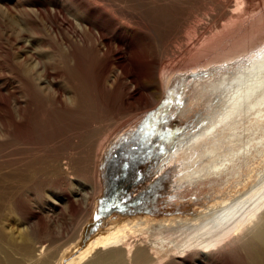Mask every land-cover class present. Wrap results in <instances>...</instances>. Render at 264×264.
<instances>
[{"label":"rangeland","instance_id":"1","mask_svg":"<svg viewBox=\"0 0 264 264\" xmlns=\"http://www.w3.org/2000/svg\"><path fill=\"white\" fill-rule=\"evenodd\" d=\"M36 2L48 8H51L49 2L58 4L65 19L71 18L72 10L76 14L80 9L86 17L73 19L82 23L85 19L96 23L94 26L105 24L106 33L120 30L125 33V44L139 40L146 57L142 59L141 55V61L158 59L171 68L205 57L208 66L203 63L187 71L180 68L169 71L172 73L165 96L161 101L154 97L152 100L157 103L151 101L149 105L146 99H127L124 92L128 94L134 89L128 79L122 82L123 91L106 83L105 73L99 72L102 63L78 50L77 67L61 72L57 78L72 87L74 95L57 102L52 93H41L37 86L43 84L40 80L44 54H52L61 35L67 37V29L56 24L50 33L48 14L36 8ZM221 4L222 0H79V4L71 0H0V133H3L0 134V168H33L38 172L36 180L18 195L17 209L21 216L8 206L0 208V264L17 261L52 264V254L66 240L60 235L66 225L87 221L89 230L106 221V215L114 219L118 212L164 217L191 212L221 191L225 195L253 168L257 169L258 154L240 158L230 170L214 174L218 155L205 151L194 155L186 150L191 145V141L185 142L186 138L196 135L198 130L206 134L202 127L211 111L222 108V97L213 96L208 85L217 83L222 76L233 78L250 65L246 57L222 65L207 63L214 60L212 52L224 45L222 36L240 22L239 18L227 22ZM250 11V15L258 17L249 22L246 33L240 32L241 38L233 41L239 44L230 49L238 46L247 49L246 45L252 41L250 44L256 46V38L264 36V0H254ZM57 18L66 22L59 13ZM132 56L138 61L139 58ZM128 66L134 70V66ZM137 75L142 78L141 73ZM59 84L44 82L51 90ZM145 112L146 116L139 122L143 121L140 131L121 147L131 150L130 147L137 149L141 145V155L126 152L129 159L126 165L119 166L118 159L123 160L116 155L119 145L127 135L135 133L139 124L132 132L127 129L137 115ZM156 115L159 122L155 123ZM166 125L168 131L162 135ZM118 129L122 134L115 144L120 134ZM170 137L172 151L168 152L166 145ZM106 144L114 145L109 152H105ZM167 157L177 162L178 169L170 163L164 173L167 179L150 183L161 174L160 166ZM127 176L130 180L125 187L121 182L125 184ZM140 195L135 201L125 199ZM112 197L114 205L108 206L106 202ZM156 197L157 201L153 200ZM68 202H74L76 212L72 216ZM53 205H58L60 211L50 213ZM40 240L58 243L52 244L45 254L42 252V262H35L33 246Z\"/></svg>","mask_w":264,"mask_h":264},{"label":"bare ground","instance_id":"2","mask_svg":"<svg viewBox=\"0 0 264 264\" xmlns=\"http://www.w3.org/2000/svg\"><path fill=\"white\" fill-rule=\"evenodd\" d=\"M71 1L79 4V0ZM253 2L254 0H222L221 7L226 12V21L239 18L240 25L237 22V28L231 26L233 30L230 28L231 30L226 32L227 35L222 36L224 45L212 52L211 57L214 60L207 63L222 65L246 57L250 60V65L233 78L231 75L222 76L217 83L208 85L212 89L211 94L222 97L221 101L225 105L222 104L219 110L216 108L211 111L212 115L202 127L206 134L198 130L196 135L189 136L185 142L188 144L191 141L190 148L186 150L194 155L203 154V151L218 155L214 163V174H222L230 170L240 158L246 159L256 154L260 157V160H256L257 169L253 168L244 180L238 181L225 195H221V191L216 199L210 198L209 201L198 203L199 207L191 212L165 217L158 216L159 214L153 216L143 213H117L114 219L106 215V221L102 220L98 226L89 230L86 228L89 224L87 221L76 226L66 225L60 232L61 237L66 240L52 254V264H264V36L256 38V46L250 44L254 42L252 41L250 45L243 43L248 46L247 49L240 46L230 49L241 38L240 32L246 33L250 27L249 22L258 17L257 14L250 15ZM49 4L51 8L36 2L35 7L44 9L48 14L50 21L47 25L50 33L58 24L60 27H66L67 37L61 35L59 43L53 47L52 54H44L40 80L43 84L37 88L41 93H52L57 102H61L66 96L69 98L71 94L74 95L72 87L57 78L61 72H70L77 67L78 50L90 54L93 59L102 63L99 72L105 73L106 83L123 91L122 82L128 79L134 89H129L128 94L124 92L127 99H146L149 105L151 101L157 103L152 100L154 97L161 101L165 96L164 91L170 81L169 74L172 73L169 71L177 68L187 71L188 68L201 66L199 64L206 65L205 57L182 62L171 68L158 59L141 61V55L144 56L142 59L146 57L140 50L139 40L132 39L130 44H125V33L119 29L118 32L113 30L114 33H106L108 27H105V24L94 26L96 23L85 22V19L84 23L73 19L86 17L85 12L80 9L76 14L72 10L71 18L65 19L61 6L51 2ZM57 13L61 14L66 22L58 19ZM234 40L236 41L233 42ZM132 55L139 58L138 61ZM128 64L134 66V70L138 72L129 69ZM138 73H141L142 78L139 79ZM44 82L61 84L51 90L44 86ZM146 113L137 115L136 121H133L127 130H135ZM0 134L2 136L3 133ZM121 134H117L115 142L113 141L115 144L120 140ZM111 145H107L105 152H109L114 146ZM37 175V169L33 168L1 167L0 208L2 205L8 206L21 216L17 209L18 195L23 188L36 180ZM73 205L74 202H68L71 216L75 211ZM57 211H60L58 205H53L49 210L50 213ZM23 220L28 221L27 218ZM54 240L53 243L49 240L37 241L33 246L35 262H40V255L44 251H50L52 244L58 243ZM41 264H44V261Z\"/></svg>","mask_w":264,"mask_h":264},{"label":"flooded vegetation","instance_id":"3","mask_svg":"<svg viewBox=\"0 0 264 264\" xmlns=\"http://www.w3.org/2000/svg\"><path fill=\"white\" fill-rule=\"evenodd\" d=\"M178 133H176L174 136H176ZM162 135H164V134H162ZM162 135H158V136H162ZM174 136H172V137H174ZM172 137H170L169 139H167V145H166V147L168 148V152H171L172 150H171V140H173L172 139ZM171 139V140H170ZM181 141V140H180ZM129 141H123V143L122 144H120L119 145V148H118V150H117V153H119L118 151H120V150H123L120 154H117L116 153V155H120V156H122L123 157V160H121V159H118V161L117 162H119L120 163V165L119 166H122V165H126V163H127V161H128V159L129 158H126V155L127 154H129V153H135V154H138V157L141 155V151L143 150V148H142V150H141V145L136 149L135 147H130V148H132L131 150H127V149H121V147H123L124 145H126L127 143H128ZM142 147H145V145H142ZM126 152H128L127 154H125ZM168 152H167V154H168ZM169 158H166L163 162H164V165H161L160 166V169H159V172L162 174H164L165 173V171H166V169H168L169 168V164L170 163H174L175 164V167L177 168V162L176 161H174V160H172V161H169L168 160ZM145 162H146V159L144 160ZM168 161V162H167ZM141 162H143V160L141 161ZM178 169V168H177ZM138 170H139V168H138ZM130 179H129V177L127 176V178H126V181H125V184H124V182H121V185L123 186H125V187H127V184H128V181H129ZM162 180V178L161 179H159L157 182H159V181H161ZM142 195V194H141ZM141 195L139 196V197H137L136 196V198H140L141 197ZM157 198L158 197H156V198H153V200H156L157 201ZM149 200V199H148ZM155 202V201H154ZM117 209V208H116ZM118 213H120V212H118ZM121 214H127V213H121ZM108 216H110V215H108Z\"/></svg>","mask_w":264,"mask_h":264},{"label":"water","instance_id":"4","mask_svg":"<svg viewBox=\"0 0 264 264\" xmlns=\"http://www.w3.org/2000/svg\"><path fill=\"white\" fill-rule=\"evenodd\" d=\"M168 95V94H167ZM151 116V115H150ZM150 116H148V118L147 119H149L150 118ZM154 117V120H155V123L156 122H159V118L156 120V118H157V115L156 116H153ZM143 122V121H142ZM142 122L139 124V126L136 128V131H134L133 133L134 134H132V135H127L126 136V138H125V140L124 141H130V140H132L133 139V137L140 131V129H141V127H142ZM155 123H154V125H155ZM154 125H152V127H156V125L154 126ZM167 131H168V128H167V125H166V128H165V130L162 132V134H164V135H166V133H167ZM167 174V173H166ZM160 178H163V179H167L166 178V176L162 173V174H158L154 179H152L151 180V182L150 183H152L153 181H156L157 179H160ZM125 199L126 200H129V201H131L130 199H133L132 201H135V200H137V199H140V198H133V197H128V196H125ZM113 200V197L111 198V200L109 201V202H106V204H108V206H112V205H114V202L112 201ZM156 202V201H155ZM104 203L105 202H102V204L104 205ZM116 208H118V207H116ZM111 209H114L113 207L111 208Z\"/></svg>","mask_w":264,"mask_h":264}]
</instances>
